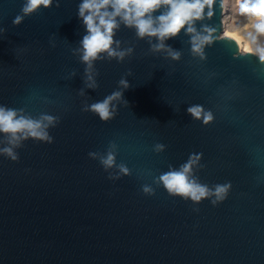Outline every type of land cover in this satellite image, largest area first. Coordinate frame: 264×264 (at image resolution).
Returning a JSON list of instances; mask_svg holds the SVG:
<instances>
[{
    "label": "water",
    "instance_id": "water-1",
    "mask_svg": "<svg viewBox=\"0 0 264 264\" xmlns=\"http://www.w3.org/2000/svg\"><path fill=\"white\" fill-rule=\"evenodd\" d=\"M24 2L0 0V105L59 123L49 129L53 143L24 141L15 162L0 155V264H264V62L223 36V0L195 25L215 29L204 59L183 30L165 42L181 53L173 60L121 25L114 39L133 51L94 63L95 90L74 52L86 34L81 0H54L14 25ZM118 89L127 104L114 119L82 110ZM193 105L213 119H194ZM110 142L131 171L115 181L88 155ZM192 153L203 154L202 184L232 185L216 206L153 182Z\"/></svg>",
    "mask_w": 264,
    "mask_h": 264
},
{
    "label": "clouds",
    "instance_id": "clouds-1",
    "mask_svg": "<svg viewBox=\"0 0 264 264\" xmlns=\"http://www.w3.org/2000/svg\"><path fill=\"white\" fill-rule=\"evenodd\" d=\"M54 0H25L21 14L17 15L14 25H19L25 17L38 12L42 7L47 9L53 6ZM215 0H81L78 5V18L85 27L86 34L80 40V47L75 49L79 53L80 60L86 65L85 86L95 90L98 87L95 75L99 73L94 69V63L98 60L112 59L123 62L126 56L131 55L133 49H120V41L114 39L121 25L134 29L139 39H149L153 52H167L173 60H179L181 53L166 45V40L174 38L183 30L191 40L193 55L204 59V47L213 41L215 29L207 25L202 31L196 28V22L202 21L207 15L211 18L214 14ZM55 6L59 7V0H55ZM236 13L245 18L246 37L248 44L244 51L258 56L264 62V0H235ZM207 9V12L205 10ZM162 10V11H161ZM160 11L159 15H154ZM6 29L0 28V33ZM151 38H155L153 43ZM127 75H131L129 71ZM120 88L127 90L130 87L125 78L118 81ZM123 91H113L100 101L86 104L83 111L95 114L102 122H108L118 114V104L125 103ZM83 89L81 95H83ZM187 112L197 120L203 119L208 124L212 119V113L206 112L202 106L188 107ZM59 123V117L47 113H41L38 117L27 114L23 109H13L0 105V155L18 161L19 155L16 149L23 146V142L29 139L44 143H53V137L49 133ZM165 145L157 143L154 151L161 153ZM118 145L110 142L105 153L89 152L91 159L99 160L109 180H118L122 176L131 174L130 169L124 164L116 163ZM202 153H192L186 162L179 168L171 165L169 170L154 179V183L162 185L168 194L173 197H181L199 204L209 199L213 206L223 202L232 188L230 182L216 184L209 187L202 184L196 171L203 167L200 161ZM145 195H154L155 190L151 185H142ZM199 211V209H194Z\"/></svg>",
    "mask_w": 264,
    "mask_h": 264
},
{
    "label": "bare ground",
    "instance_id": "bare-ground-1",
    "mask_svg": "<svg viewBox=\"0 0 264 264\" xmlns=\"http://www.w3.org/2000/svg\"><path fill=\"white\" fill-rule=\"evenodd\" d=\"M228 3H232L235 0H223V14H222V28H223V36L231 37L237 45L239 46L240 51L245 52L244 48L248 44V40L246 37V24L247 21L243 17H239L234 11V9H230L228 7ZM232 5V4H231ZM234 5V4H233ZM261 42L264 41V37L260 38Z\"/></svg>",
    "mask_w": 264,
    "mask_h": 264
},
{
    "label": "rangeland",
    "instance_id": "rangeland-1",
    "mask_svg": "<svg viewBox=\"0 0 264 264\" xmlns=\"http://www.w3.org/2000/svg\"><path fill=\"white\" fill-rule=\"evenodd\" d=\"M226 4H228V7H230V6H231V8H230V9H232V8H233V9H234V11H236L235 1H234V2H232V3H230V2L228 3V1H226ZM231 4H232V5H231ZM233 4H234V5H233ZM223 5H224V3H223ZM233 9H232V10H233ZM263 42H264V41H263Z\"/></svg>",
    "mask_w": 264,
    "mask_h": 264
}]
</instances>
